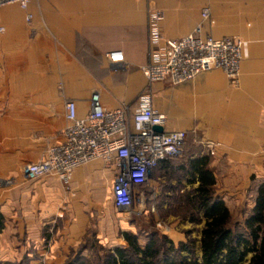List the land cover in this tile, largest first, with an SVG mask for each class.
I'll return each instance as SVG.
<instances>
[{
    "label": "crops",
    "instance_id": "0c3cea01",
    "mask_svg": "<svg viewBox=\"0 0 264 264\" xmlns=\"http://www.w3.org/2000/svg\"><path fill=\"white\" fill-rule=\"evenodd\" d=\"M203 8L209 11L207 21L201 18ZM150 10L163 15V39H181L200 27L202 35L243 43L237 86L218 69L177 86L168 81L152 86L153 107L167 115V130H183L188 137L183 159L161 162L152 171L157 183L173 171L182 177L173 176L170 186L178 183L179 194H190L198 179L188 165L204 159L216 194L232 213L244 204L251 181L263 177L264 0L11 4L0 8V264H64L86 230L79 223L80 202L108 195L113 212L115 171L99 160L73 171L69 191L53 174L28 180L22 167L62 142L66 101L75 103L79 118L87 114L93 93L105 109L135 107L146 85L141 68L149 57ZM110 52H121L123 61L109 65L105 55Z\"/></svg>",
    "mask_w": 264,
    "mask_h": 264
},
{
    "label": "built area",
    "instance_id": "2783aa9c",
    "mask_svg": "<svg viewBox=\"0 0 264 264\" xmlns=\"http://www.w3.org/2000/svg\"><path fill=\"white\" fill-rule=\"evenodd\" d=\"M30 1L0 0V8L11 4L26 8ZM208 17V9L203 8L202 20L207 21ZM30 19L27 15L26 21ZM162 20L161 12L149 11V57L141 68L146 88L138 96L135 107L122 104L108 110L101 105L99 94L93 93L87 114L79 118L75 103L66 101L62 142L48 147L37 162L22 167L28 180L53 174L68 185L75 169L99 160L115 171L111 187L114 209L129 216L142 215L144 194L140 189L161 162L182 154L187 136L183 130H167V115L153 107L152 86L164 81L177 86L214 69L222 71L229 83L237 86L242 61L241 40L214 39L202 35L200 27L181 39H163ZM3 32L4 28L0 27V34ZM105 56L109 65L123 61L121 52ZM205 146L213 155L214 145L208 142Z\"/></svg>",
    "mask_w": 264,
    "mask_h": 264
},
{
    "label": "trees",
    "instance_id": "16d2710c",
    "mask_svg": "<svg viewBox=\"0 0 264 264\" xmlns=\"http://www.w3.org/2000/svg\"><path fill=\"white\" fill-rule=\"evenodd\" d=\"M188 166L196 172L198 186L186 196L187 201L204 222L200 257L189 232L186 241L177 244L156 235L146 236L141 243L138 235L125 232L122 238L128 248L115 247L99 258L101 264H264V181L257 189L254 205L242 219H236L216 194L215 179L204 159L191 161ZM64 264L95 263L81 254L67 257Z\"/></svg>",
    "mask_w": 264,
    "mask_h": 264
},
{
    "label": "rangeland",
    "instance_id": "374dc122",
    "mask_svg": "<svg viewBox=\"0 0 264 264\" xmlns=\"http://www.w3.org/2000/svg\"><path fill=\"white\" fill-rule=\"evenodd\" d=\"M187 141L188 137L186 136L185 145ZM185 149L184 146L181 158L185 155ZM154 176V172L151 173L146 185L140 189L144 194V206L142 215L139 217L129 216L115 209L113 212L108 210V195L100 196L99 194L94 203L90 201L88 204L85 201L80 202L79 223L86 224V230L80 242L70 249L67 257L70 259L82 254L86 258H90L92 263L101 264V261H98L99 258L106 253H110L115 247L128 248L122 238V233L127 232L138 235L141 243L144 242L146 236L156 235L158 237L166 236L177 244L178 237L181 236L186 241V235L189 232V237L195 239L196 256L199 258V240L196 238L201 232L202 220L200 215L194 213L189 205L186 197L188 194L186 192L183 194L178 193L177 188L180 184H175L176 187L170 186L173 176L181 179L182 174L173 171L166 172L164 179L158 183ZM180 179L178 180L181 181ZM262 181H264V175L260 179L251 181L244 204L232 209L234 218L242 219L246 214L245 212L254 205L257 189ZM62 185L64 190L69 191V184ZM250 193L251 198L249 197ZM247 200L249 205H246ZM62 210L64 215H68L70 222L76 221L69 210L66 208ZM192 220L193 222H191Z\"/></svg>",
    "mask_w": 264,
    "mask_h": 264
},
{
    "label": "water",
    "instance_id": "95a60500",
    "mask_svg": "<svg viewBox=\"0 0 264 264\" xmlns=\"http://www.w3.org/2000/svg\"><path fill=\"white\" fill-rule=\"evenodd\" d=\"M156 131H161V129H159V128H156Z\"/></svg>",
    "mask_w": 264,
    "mask_h": 264
}]
</instances>
